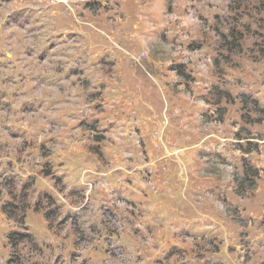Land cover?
<instances>
[{"label":"rangeland","instance_id":"rangeland-1","mask_svg":"<svg viewBox=\"0 0 264 264\" xmlns=\"http://www.w3.org/2000/svg\"><path fill=\"white\" fill-rule=\"evenodd\" d=\"M0 264H264V0H0Z\"/></svg>","mask_w":264,"mask_h":264},{"label":"trees","instance_id":"trees-1","mask_svg":"<svg viewBox=\"0 0 264 264\" xmlns=\"http://www.w3.org/2000/svg\"><path fill=\"white\" fill-rule=\"evenodd\" d=\"M169 3H172L174 0H167ZM177 73H178V75L179 76H184V74H185V67H183V66H179L178 68H177ZM26 195H24V197H25ZM27 198V197H26ZM25 198V199H26ZM25 199L22 201L23 202V204L24 205H22V207L19 209H17V210H20V212H21V214H22V217L20 218V220H21V222L24 220V217H25V213H26V210H27V205L25 204ZM52 200V199H51ZM8 206L9 205H6V206H4V208H3V210H4V213L9 217V218H15L16 219V214H17V212H15V213H11V212H9V210H8ZM15 238H17V235L16 234H12L11 236H10V241H11V244H12V247L15 249L16 248V246H17V241H15L14 242V239ZM23 239L24 238H27V237H22Z\"/></svg>","mask_w":264,"mask_h":264},{"label":"built area","instance_id":"built-area-1","mask_svg":"<svg viewBox=\"0 0 264 264\" xmlns=\"http://www.w3.org/2000/svg\"><path fill=\"white\" fill-rule=\"evenodd\" d=\"M144 57H146V53H143V55L141 56V55H137V57L135 58H133L134 60H136L137 62H141L143 59L142 58H144ZM139 62V63H140Z\"/></svg>","mask_w":264,"mask_h":264},{"label":"crops","instance_id":"crops-1","mask_svg":"<svg viewBox=\"0 0 264 264\" xmlns=\"http://www.w3.org/2000/svg\"><path fill=\"white\" fill-rule=\"evenodd\" d=\"M185 114L188 115L187 112H186ZM157 115H158V114H157ZM186 117H187V116H186ZM188 117H190V116H188Z\"/></svg>","mask_w":264,"mask_h":264}]
</instances>
